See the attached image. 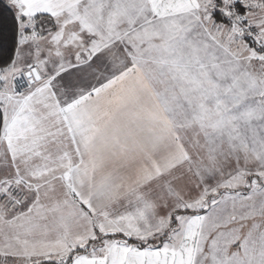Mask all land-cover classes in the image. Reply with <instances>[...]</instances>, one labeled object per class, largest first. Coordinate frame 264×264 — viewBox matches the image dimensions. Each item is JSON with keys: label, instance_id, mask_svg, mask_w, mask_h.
Listing matches in <instances>:
<instances>
[{"label": "snow or ice", "instance_id": "6c2138e0", "mask_svg": "<svg viewBox=\"0 0 264 264\" xmlns=\"http://www.w3.org/2000/svg\"><path fill=\"white\" fill-rule=\"evenodd\" d=\"M0 264H264V0H0Z\"/></svg>", "mask_w": 264, "mask_h": 264}]
</instances>
